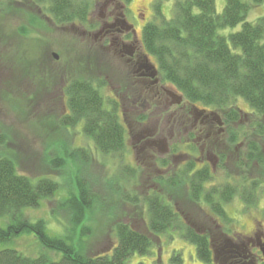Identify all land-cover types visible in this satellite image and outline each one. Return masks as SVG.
<instances>
[{
  "label": "trees",
  "instance_id": "1",
  "mask_svg": "<svg viewBox=\"0 0 264 264\" xmlns=\"http://www.w3.org/2000/svg\"><path fill=\"white\" fill-rule=\"evenodd\" d=\"M166 1L153 2V17L142 28V44L153 58L163 82L188 103L213 110L220 117L224 129L222 139L206 143L208 147L224 146L217 149L216 163L223 180L217 183L214 169L206 162L196 161L199 152L195 145L190 152L184 151L185 148L183 151L190 154L191 159L183 167L171 170L169 177L159 178L158 190H152L143 198L148 215L147 232L135 230L127 223H116L113 229L116 244L111 250L85 252V245L75 244L74 233L78 229L79 235L90 231L82 223L87 220L86 214L100 203V198L78 182L76 192H69L58 204V208L67 213L66 234L51 235L43 221L31 222L24 211L53 197L59 185L47 176L30 178L19 173L14 160L0 153V222L4 223L0 226V264H126L134 253L148 254L153 243L151 237L169 229L180 231L183 239L195 247L196 257L212 264L208 235L197 233L178 218L174 211L178 199L184 195L199 207L205 205L218 220L216 225L221 232L233 221L225 212V204L238 198L245 208L256 205L264 182V158L260 156L264 147V16L253 22L246 19L250 5H260L264 0H224L220 13L216 10V0H175L170 19H165L161 12ZM34 2L47 4V12L58 25L88 22L90 0ZM239 24L237 31L224 33ZM67 81L63 89L67 112L60 117V125L72 129L81 124L83 135L92 140L102 155L123 152L125 131L116 105L111 103L106 107L99 89L88 77ZM238 99L243 100L250 111L239 109ZM247 116L254 119L248 120ZM244 121L252 130L244 137L248 142L245 153L240 156L236 149L242 134L237 127ZM227 148L233 154L231 161L224 152ZM195 152L197 155H193ZM69 159L85 164L89 154L82 148L63 146L61 155L50 162L57 168ZM254 164L259 172L252 177L249 170ZM137 199L136 195H126L122 201L136 205ZM22 234H33L42 251L27 256L13 248L11 242ZM55 253L60 254L59 259L51 258ZM172 261L180 263L179 255H173Z\"/></svg>",
  "mask_w": 264,
  "mask_h": 264
},
{
  "label": "rangeland",
  "instance_id": "2",
  "mask_svg": "<svg viewBox=\"0 0 264 264\" xmlns=\"http://www.w3.org/2000/svg\"><path fill=\"white\" fill-rule=\"evenodd\" d=\"M154 1H129L128 6L135 15L145 18L136 24V33L140 38L144 23L153 17ZM174 2L175 0H168L162 4L161 12L165 19L172 17ZM90 3L91 13L98 12L96 0H90ZM223 6L224 0H216L218 13ZM45 12V4L34 0H0V153L7 154L14 160L19 173L30 178L47 176L59 185L53 197L42 200L36 208L24 211L31 222L43 221L46 231L51 235L66 234L67 213L58 208V204L69 196V192H76L78 182L97 195L100 203L86 214L87 220L82 223L90 231L79 235L78 229L74 233V239L75 244L85 245V252H106L116 244L113 231L116 223H127L135 230L147 232L148 215L143 198L152 193V188L158 190L157 177L163 175L164 168L159 166L160 163L153 167L151 161L135 155L131 147L133 140H129L127 136L123 152L102 155L95 149L92 140L83 135L81 124L72 129H65L60 125V117L67 112L63 90L67 80L88 77L99 89L105 106L110 107L114 103L111 91L118 89L119 92L118 83L122 78L117 72L121 70L111 54L101 50L91 39H83L84 36H78L67 27L57 29L52 24L42 22L41 14ZM93 15L88 20L91 25H94L97 17L96 14ZM261 16H264V2L250 5L246 21L253 22ZM240 27L241 24L224 33L237 31ZM50 51L58 55V60L49 55ZM171 88L174 89L172 86ZM126 106L128 107L127 104ZM236 106L243 112L250 111L241 99L236 101ZM120 112L118 108L119 120L123 124ZM128 114L125 113L130 121ZM247 118L254 119L251 116ZM177 119L180 120L179 117ZM251 127L246 121L237 127L243 137L237 142L236 153L240 156L246 151L248 140L244 137L251 132ZM176 137L175 129L174 138ZM221 139L222 137L218 140ZM200 145L202 142L196 143V149ZM63 146L82 148L88 152L89 159L85 164L69 159L64 166L55 168L50 161L61 155ZM191 146L181 150L190 152ZM209 148L217 156V149H223L224 146L215 144ZM177 149L176 145L172 146L175 153L179 151ZM196 152L193 155H197ZM224 152L229 154L228 161H231L233 154L230 150L227 148ZM260 156L264 158V147ZM178 164L180 168L183 165L180 161ZM211 167L219 180L217 183H220L223 174L216 168V161ZM258 172L259 168L254 164L249 170V176L255 177ZM258 193L256 205L250 208H245L238 198L224 205L227 216L233 219L231 226L222 231L224 235L231 237L236 233L247 235L264 231V182ZM126 195H136L137 204L127 203L125 200L123 202L122 198L125 199ZM177 208L188 221H183L184 225L197 224L195 228L198 231L204 229L211 234H218L220 229L215 223L218 220L211 216L205 205L199 207L183 195L178 199ZM0 226H4V223L0 222ZM151 238L153 243L149 253H134L126 264H207L196 257L195 247L183 239L177 229H169ZM10 245L27 256L42 251L33 234H22ZM175 254L179 255L180 263L172 261ZM59 256L60 254L55 253L51 258L59 259Z\"/></svg>",
  "mask_w": 264,
  "mask_h": 264
},
{
  "label": "flooded vegetation",
  "instance_id": "3",
  "mask_svg": "<svg viewBox=\"0 0 264 264\" xmlns=\"http://www.w3.org/2000/svg\"><path fill=\"white\" fill-rule=\"evenodd\" d=\"M129 1L131 0H96L98 12L91 13L90 10L88 13L89 17L96 14L94 25L89 22L85 25L78 23L58 25L47 12V4L46 12L41 14V19L42 22L52 24L57 29L67 27L78 36H84L83 39H91L92 43L114 58L118 69L121 70L117 73L121 75L122 81L118 83L119 92L116 89L111 93L117 112L118 108L121 111L123 122L121 124L125 136L133 140L131 147L135 155L148 159L153 167L164 162V165H159L164 171L163 175L157 177V181L159 178L169 177L171 170L179 168V161L184 165L191 159V155L181 149L194 143L196 145L202 142V145L198 146L196 161L200 164L206 162L212 166L215 161L217 163L218 158L211 152L206 142L218 140L224 133L222 123L218 125L217 119L220 121V117L213 110L188 103L169 84L161 80L155 62L144 50L142 38L136 33V24L145 18L135 15L128 6ZM49 55L54 60L59 58L51 51ZM54 55L57 56L56 59ZM177 96H181L179 102ZM125 104L128 107H125ZM125 113H129L130 121L127 120ZM173 145L178 147V152L172 150ZM174 211L181 221L188 222L175 205ZM196 226L197 224L190 225L197 233L208 235L212 264H264V231L251 232L247 235L236 233L229 237L220 230L218 234H211L204 229L198 231Z\"/></svg>",
  "mask_w": 264,
  "mask_h": 264
},
{
  "label": "water",
  "instance_id": "4",
  "mask_svg": "<svg viewBox=\"0 0 264 264\" xmlns=\"http://www.w3.org/2000/svg\"><path fill=\"white\" fill-rule=\"evenodd\" d=\"M55 59L57 58V56L56 55H54L53 56ZM178 97V101L177 102H179L180 101V99H181V96H177ZM217 121H218V125H221V122L217 119Z\"/></svg>",
  "mask_w": 264,
  "mask_h": 264
}]
</instances>
